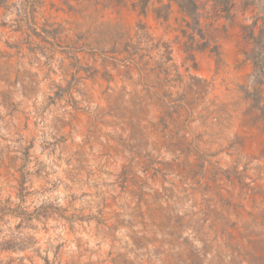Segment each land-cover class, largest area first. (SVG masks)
Instances as JSON below:
<instances>
[{"label":"rangeland","instance_id":"1","mask_svg":"<svg viewBox=\"0 0 264 264\" xmlns=\"http://www.w3.org/2000/svg\"><path fill=\"white\" fill-rule=\"evenodd\" d=\"M138 1L0 0V264H264V0Z\"/></svg>","mask_w":264,"mask_h":264},{"label":"trees","instance_id":"2","mask_svg":"<svg viewBox=\"0 0 264 264\" xmlns=\"http://www.w3.org/2000/svg\"><path fill=\"white\" fill-rule=\"evenodd\" d=\"M150 0H139L135 3V7L138 5H143V3L148 6ZM172 2H175L180 7V10L191 20L189 24L192 27L201 29V12L200 6L196 0H170L169 3L165 4L166 8L169 9L172 5ZM249 5H255L256 0H246ZM251 38L253 39L254 48L252 50L253 55L252 59L256 66L257 75H260V78H264V26L260 29L258 34H255L253 30Z\"/></svg>","mask_w":264,"mask_h":264}]
</instances>
